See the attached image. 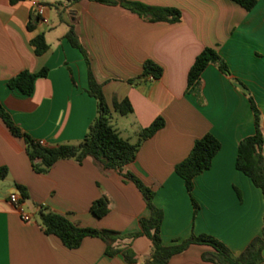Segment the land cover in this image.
Here are the masks:
<instances>
[{
	"label": "crops",
	"instance_id": "crops-1",
	"mask_svg": "<svg viewBox=\"0 0 264 264\" xmlns=\"http://www.w3.org/2000/svg\"><path fill=\"white\" fill-rule=\"evenodd\" d=\"M36 1L45 6L46 22L33 14L31 0L15 5L0 0V106L22 132L46 147L78 144L96 118V101L87 94L84 58L64 38L70 26L110 110L113 102L127 100L131 105L127 116L112 113L120 137L135 143L140 130L156 118L164 120V127L142 141L134 161L119 171L102 169L86 158L81 163L61 160L46 174H36L23 140L12 136L0 119V167L8 171L0 180V264L151 261L153 247L144 236L116 242L118 253L107 256L99 239L84 238L77 249L68 250L39 225L38 213L46 210L80 228L121 235L139 232L138 222L148 218L149 211L135 185L124 178L126 173L153 191V205L163 214L164 247L205 234L239 255L261 234L264 202L260 191L235 169L237 145L254 133V126L248 99L231 80L242 83L253 99L264 136V0H256L248 12L230 0H110L176 9L181 14L176 24L146 22L120 6L88 0ZM30 22L36 23L28 30ZM38 35L48 46L40 56L30 45ZM205 48L217 52L230 76L208 65L194 96L187 93V74ZM148 60L162 69V76L130 84ZM41 69L47 74L34 80L29 96L7 87L21 71ZM205 134H211L220 149L210 168L193 179L190 197L174 167ZM262 152L264 156V144ZM16 186L25 189V200ZM13 193L20 208L8 201ZM101 197L108 200V212L96 218L89 208ZM22 214L30 221L23 222ZM124 249L131 252L129 261L120 252ZM211 252L209 246L190 245L167 264H212L201 259Z\"/></svg>",
	"mask_w": 264,
	"mask_h": 264
},
{
	"label": "trees",
	"instance_id": "trees-1",
	"mask_svg": "<svg viewBox=\"0 0 264 264\" xmlns=\"http://www.w3.org/2000/svg\"><path fill=\"white\" fill-rule=\"evenodd\" d=\"M10 5H15L24 0H8ZM68 4H74L81 0H64ZM91 2L120 6L125 10L134 13L146 22H164L176 24L180 22L181 14L173 8L151 7L139 2L110 1V0H88ZM245 11H250L256 4V0H230ZM36 22H30L26 26L28 30L33 29ZM64 38L71 47L77 49L83 56L87 67L88 88L87 94L96 101L97 115L88 130L78 144H62L55 147H46L33 140L29 135L22 132L12 121L10 115L0 106V119L8 129L9 133L23 140L25 151L30 160L32 170L36 174H46L49 169L58 161L74 160L81 163L84 159L90 158L102 169L121 170L122 167L134 161L136 153L142 141L152 137L157 131L164 127V120L156 118L147 128L140 130L135 143L122 139L111 122L112 113L121 117L132 113V108L127 100L113 102L112 110L107 106L102 94L101 86L96 83L90 71L89 61L86 53L74 34L73 26L65 34ZM34 54H44L48 46L42 35L36 36L30 41ZM208 65H214L220 73L230 76L227 64L217 52L211 48H205L194 60L187 74V93L197 96L200 88V76ZM46 69L37 73L21 71L8 80L7 87L16 90L24 96H29L33 90L34 80L37 77H45ZM162 76V69L152 61L143 63V71L140 77L130 80V84L137 83L147 78L158 80ZM244 95H246L253 118L254 133L243 138L237 145L235 169L247 177L252 185L258 189L264 202V136L261 131V116L253 99L249 96L245 86L236 80H231ZM220 149L219 142L211 135L205 134L197 139L188 156L174 167L175 174L183 180L184 187L191 197L193 179L208 170L213 157ZM8 175L5 167H0V180ZM124 178L135 185L140 192L146 208L149 211L148 218L140 219L139 232L121 235L117 232L105 229L80 228L72 224L67 218L50 211L40 210L38 213L39 225L45 235L55 236L68 250L77 249L84 238H96L105 244V254L112 256L118 253L115 243L123 239H134L140 236L150 240L153 251L151 261L145 264H167L168 260L183 251L190 245H205L212 248L213 252L203 254L201 259L212 264H262L264 256V216L261 234L250 240L244 250L237 256L233 255L228 248L212 236L201 234L191 235L180 243L164 247L160 239V226L163 219L162 212L153 205V191L146 187L140 180L130 173ZM22 200L27 198L26 191L21 186H16ZM194 211L197 205L192 200ZM90 213L101 218L108 212V200L101 197L92 202ZM126 261H129L131 252L128 249L120 251Z\"/></svg>",
	"mask_w": 264,
	"mask_h": 264
},
{
	"label": "built area",
	"instance_id": "built-area-1",
	"mask_svg": "<svg viewBox=\"0 0 264 264\" xmlns=\"http://www.w3.org/2000/svg\"><path fill=\"white\" fill-rule=\"evenodd\" d=\"M31 6H32V12L36 16V18L41 22H46V20L44 19L45 6H43L41 3H39L36 0H31ZM8 201L14 207L20 208L21 203H20V200H19V197L17 194H15V193L10 194L8 197ZM21 220L23 222H28V221H30V217L28 215L22 214Z\"/></svg>",
	"mask_w": 264,
	"mask_h": 264
},
{
	"label": "rangeland",
	"instance_id": "rangeland-1",
	"mask_svg": "<svg viewBox=\"0 0 264 264\" xmlns=\"http://www.w3.org/2000/svg\"><path fill=\"white\" fill-rule=\"evenodd\" d=\"M42 1H43V2H46V3H47V2H48V3L50 2V0H42Z\"/></svg>",
	"mask_w": 264,
	"mask_h": 264
}]
</instances>
